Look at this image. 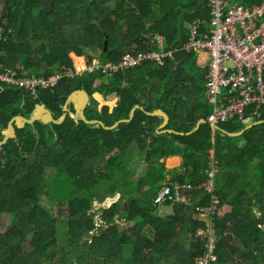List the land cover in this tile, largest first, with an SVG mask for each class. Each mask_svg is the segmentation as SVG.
Here are the masks:
<instances>
[{
    "label": "trees",
    "instance_id": "trees-1",
    "mask_svg": "<svg viewBox=\"0 0 264 264\" xmlns=\"http://www.w3.org/2000/svg\"><path fill=\"white\" fill-rule=\"evenodd\" d=\"M4 1L0 64L20 75L37 69L48 77L72 67L71 53L89 64L98 51L101 62L117 63L126 53L159 51L158 39L172 55L162 64L146 60L116 74L84 73L83 89L117 99L113 113L95 103L86 118L112 126L142 107L128 123L105 130L68 115L62 124L15 128L16 138L0 147V213L12 216L0 233V264H55L57 254L68 257L65 264H196L210 241L207 223L194 219L196 209L212 207L215 200L208 217L218 262L213 264H264V117L238 137L222 130L238 133L259 120L221 123L215 133L205 121L193 131L211 113L201 85L204 68L197 66V52L187 48L192 28L198 35L209 31L208 0ZM263 1L240 0L245 6ZM77 80H63L35 97L4 88L1 133L15 116L30 119L37 105L61 120L67 96L81 89ZM159 109L170 116L166 129L183 135L156 133L162 118L147 113ZM171 155L183 157L178 185L191 198L188 206L153 202L165 184L174 183L161 161ZM213 160L215 190L206 193L202 184ZM47 168L58 170L52 182L44 175ZM47 193L65 203L64 217H52L39 205Z\"/></svg>",
    "mask_w": 264,
    "mask_h": 264
},
{
    "label": "built area",
    "instance_id": "built-area-1",
    "mask_svg": "<svg viewBox=\"0 0 264 264\" xmlns=\"http://www.w3.org/2000/svg\"><path fill=\"white\" fill-rule=\"evenodd\" d=\"M212 19L209 31L198 35L191 29L188 49L197 53L205 52L208 61L205 65L207 101L212 112L206 119L211 127L231 121H243L264 117V1L253 6H245L230 0H208ZM0 40L2 31L0 29ZM126 53L118 64L89 63L84 70L75 67L62 68L48 77H24L16 71L0 64V92L13 87L35 95L38 91L57 87L66 79L75 80L83 72L93 74L118 73L134 69L146 60L162 64L172 52ZM218 172V162L213 160L208 171L209 180L202 184L206 193L215 190L214 178ZM185 186L164 185L154 198V204L170 202L175 205L191 204V198L184 193ZM212 207L196 209L197 215L209 217L216 210L218 201ZM99 220V218H98ZM101 222V221H100ZM99 222V223H100ZM99 223L96 224L99 226ZM208 251L196 264H211L216 261L215 239L208 243Z\"/></svg>",
    "mask_w": 264,
    "mask_h": 264
},
{
    "label": "water",
    "instance_id": "water-1",
    "mask_svg": "<svg viewBox=\"0 0 264 264\" xmlns=\"http://www.w3.org/2000/svg\"><path fill=\"white\" fill-rule=\"evenodd\" d=\"M107 49V41L105 43V50ZM96 99L98 101L99 105L103 107L107 106L110 110L112 109L113 105L115 104L114 100H105L104 97L99 93L96 92L94 94H90L88 91L85 89H78L75 90L70 94L68 97L65 105H64V114L61 118V120L57 121L54 119L52 116V113L43 105H37L36 108L34 109L32 113V117L30 119L25 118L23 116H15L13 117L8 124V128L2 133L3 139L0 140V147L5 145L9 140L15 139L16 138V127L19 128H24L27 124L33 126L35 122H41L44 125H50V124H62L65 119L67 118L68 115L72 116L75 115V118L78 120H81L85 124L89 125H100L103 129L105 130H112L116 128L120 123H125L129 121L130 119H124V120H119L116 123H114L112 126H106L102 121L100 120H89L86 118L85 112L87 108L91 105V100ZM72 105L73 109L75 111L74 114L69 112V107ZM99 106V107H100ZM137 109H142L140 106H135L133 110L130 112V118H133L135 115V111ZM151 114V113H150ZM151 115H158L162 116L164 118V124H167L169 121L168 115L162 111V110H157L153 112ZM205 123L204 120H201L199 124ZM262 123V121H261ZM254 125H250L246 127L244 130L238 132V133H229L231 137H238L244 133V131L252 128ZM214 129H218V127H214ZM171 132V131H169ZM115 199H110L108 203L114 202ZM97 204V203H94ZM107 207V206H105Z\"/></svg>",
    "mask_w": 264,
    "mask_h": 264
},
{
    "label": "rangeland",
    "instance_id": "rangeland-1",
    "mask_svg": "<svg viewBox=\"0 0 264 264\" xmlns=\"http://www.w3.org/2000/svg\"><path fill=\"white\" fill-rule=\"evenodd\" d=\"M233 1H240V0H233ZM232 2V1H231ZM4 3H5V1L4 0H0V13L1 12H3V8H4ZM241 4V3H240ZM110 6H112L111 4H110ZM210 24H208V26H209ZM107 41V40H106ZM106 41L104 42V46H105V43H106ZM107 44H108V41H107ZM107 50V49H106ZM99 52L97 51V52H93L92 51V55L94 56V59H96L97 60V62H98V64H105V63H113V64H118L119 62H117V63H115V62H112V61H109V62H105V63H103V62H101V58L99 57V54H98ZM93 61L94 60H92L90 63H93ZM80 68H83V66L82 67H80ZM203 69V68H202ZM57 70V69H56ZM28 71V70H27ZM203 71H205L204 69H203ZM192 72H195V70H193ZM84 73H87V72H83L82 73V75L81 76H79L77 79V81H79V82H77V83H79V84H77L79 87H81L82 89L83 88H86V86H85V84H84V78H85V74ZM29 76H24V75H20V74H18V75H20V76H24V77H39L40 75H39V71L37 70V69H35V70H32L31 72H29ZM110 74H113V73H109V74H103V75H110ZM116 74V73H115ZM84 76V78H82ZM83 80H82V79ZM107 79V77L104 79V81H105V83H106V80ZM204 83H205V87H206V82H205V80H203L202 82H201V85H202V87H203V85H204ZM42 91V90H41ZM27 95H29L30 97H35L36 95H37V93L39 92H37L35 95H31L30 93H27L26 91H24ZM91 91H89V93H90ZM70 96V95H69ZM68 96V97H69ZM68 97H67V99H68ZM205 98H206V100H207V94H206V91H205ZM109 99H111V97H109ZM67 101V100H66ZM66 103V102H65ZM91 106H95V103L93 102V101H91ZM211 106V105H210ZM68 107H70V106H68ZM64 109V108H63ZM71 111V109L69 108V112ZM70 116V115H69ZM73 117L75 118V115H73ZM76 119V118H75ZM49 126V125H48ZM0 135H1V131H0ZM44 175H45V177H46V180L48 181V182H52V181H54L55 179H56V177H57V175H58V170L57 169H50V168H47L46 170H45V172H44ZM60 196H58V200L57 199H53L52 197H51V194L50 193H47V194H42L41 196H40V199H39V205L43 208V209H45V210H47L50 214H51V216L52 217H57V218H59V217H64L65 215H66V213H67V211H66V207H65V203L63 202V201H61L62 199L61 198H59ZM116 199V198H115ZM94 206H95V210H98V208L100 207V205H97V204H94ZM105 206H107V204L105 205ZM98 217L96 218V224H98L99 222H100V219L98 220V218H100V215H97ZM11 220H12V216L10 215V214H7V213H0V233H4L5 231H6V229H7V227L9 226V224L11 223ZM211 237V240H214L215 239V236L212 234V233H210L209 234V238ZM68 260V257H65V258H62L61 256H60V254L58 255H56V258H55V264H65V263H67L66 261ZM45 260H42V262H43V264H47L46 262H44ZM235 262H237V261H234L233 263L235 264ZM240 263H243L242 261H240Z\"/></svg>",
    "mask_w": 264,
    "mask_h": 264
},
{
    "label": "crops",
    "instance_id": "crops-1",
    "mask_svg": "<svg viewBox=\"0 0 264 264\" xmlns=\"http://www.w3.org/2000/svg\"><path fill=\"white\" fill-rule=\"evenodd\" d=\"M230 1H232L233 3L234 2H237V3H241L240 1H233V0H230ZM71 57H72V62H73V67H75V68H77V69H79V70H84L85 69V67H86V65H87V63L84 61V59H83V57H79V56H77L76 54H74V53H71ZM76 59L78 60L79 59V62H77L76 61ZM81 60V61H80ZM97 60L96 59H94V62H96ZM207 61H208V55H207V53H205V52H200V53H197L196 54V63H197V66L198 67H200V68H204L205 69V65H206V63H207ZM80 62H82V63H80ZM77 64H79V65H77ZM159 64V63H158ZM83 66V68H80V67H82ZM60 69H62V68H60ZM101 94V93H100ZM102 95V94H101ZM103 96V95H102ZM104 97V96H103ZM104 99L105 100H114V102H115V104L113 105V107H112V109L110 110L109 109V112L110 113H113V111H114V108L117 106V99L115 98L114 99V97H111V99H109V98H105L104 97ZM91 101H93L94 103H97V108L99 109V110H101L102 109V106H100L99 105V103H98V101H96V99L94 100V99H92ZM208 102V101H207ZM208 104H209V102H208ZM211 104H209V106H210ZM91 106V105H90ZM100 106V107H99ZM142 108V107H141ZM141 110H143V108L141 109ZM160 110V109H159ZM157 111V110H156ZM163 111V110H162ZM211 112H212V107H211ZM71 113H72V111H71ZM153 113V112H152ZM151 113V114H152ZM166 113V112H165ZM148 115H150V116H154V115H151L150 113H147ZM167 114V113H166ZM168 115V114H167ZM157 117H161L162 118V123L156 128V133L159 135V134H175V135H183V133H178V132H176V131H174V130H171V129H166V127H167V125L169 124V122H170V116L168 115V117H169V121H168V123L167 124H164V118L162 117V116H158V115H156ZM128 119H130L129 121H127V122H125V123H128V122H130L133 118H130V115H129V118ZM91 120H95V119H91ZM122 120H124V119H122ZM201 121V120H200ZM199 121V122H200ZM205 121V120H204ZM199 122L197 123V125H196V127H195V129L193 130V131H196L198 128H199V126L202 124H199ZM263 123V122H262ZM255 124V126L256 125H259V124H261V121L259 120V121H256V122H254L252 125H254ZM250 126V125H249ZM248 127V126H247ZM212 128V130H213V133H215V131L216 130H219L220 128L218 127V129H214V127H211ZM251 129V128H250ZM244 130V129H243ZM249 130V129H248ZM169 131H171V132H169ZM224 133H226V134H228L229 135V133L228 132H226L225 130H222ZM191 133V132H190ZM190 133H187V135H189ZM2 134V133H1ZM230 136V135H229ZM212 139H214V134L212 135ZM161 161H164V163H165V167H166V170L168 171V175H167V181H172V182H174V183H176V184H178L179 182V179H178V177L183 173V157L182 156H180V155H171V156H168V157H166L165 159H163V160H161ZM177 174V175H176ZM176 175V176H175ZM194 219H197L196 217H194ZM184 247H188L189 246V241L188 240H186L184 243ZM218 263V262H217Z\"/></svg>",
    "mask_w": 264,
    "mask_h": 264
},
{
    "label": "clouds",
    "instance_id": "clouds-1",
    "mask_svg": "<svg viewBox=\"0 0 264 264\" xmlns=\"http://www.w3.org/2000/svg\"><path fill=\"white\" fill-rule=\"evenodd\" d=\"M73 67V66H72ZM58 70H60V69H58ZM57 71V70H56ZM55 71V72H56ZM54 72V73H55ZM53 73V74H54ZM72 114H74V113H72ZM73 116V115H72ZM257 120H260V119H257ZM206 121V120H205ZM218 127V126H217ZM171 184V183H170ZM173 185H178V184H176V183H172ZM166 185V184H165ZM179 186V185H178ZM161 190V189H160ZM159 190V191H160ZM158 194V193H157ZM156 194V195H157ZM156 197V196H155ZM154 197V198H155ZM153 202H154V199H153ZM156 205V204H155ZM173 205V204H172ZM197 219H200V220H203V221H205L206 223H207V225L209 226L208 227V229L206 230V233H208V235L210 234V233H212L213 235H214V226H213V224L211 223V221L208 219V217H200V216H198L197 214H196V216H195ZM100 219V218H99ZM101 222H102V220H100ZM98 233V231L97 230H95L94 232H90V235L91 236H93V235H96ZM205 233H204V231L203 230H200V231H198V235L199 236H203ZM197 262V261H196ZM217 262V256H216V261H214L213 263H216ZM213 263H211V264H213Z\"/></svg>",
    "mask_w": 264,
    "mask_h": 264
},
{
    "label": "bare ground",
    "instance_id": "bare-ground-1",
    "mask_svg": "<svg viewBox=\"0 0 264 264\" xmlns=\"http://www.w3.org/2000/svg\"><path fill=\"white\" fill-rule=\"evenodd\" d=\"M76 61L79 62V60H77V59H76ZM77 65H79V64H77ZM84 76H85V75H84ZM94 93H96V92H94ZM94 93H92V94H94ZM25 94H26V93H25ZM90 94H91V93H90ZM92 94H91V95H92ZM67 97H68V96H67Z\"/></svg>",
    "mask_w": 264,
    "mask_h": 264
}]
</instances>
